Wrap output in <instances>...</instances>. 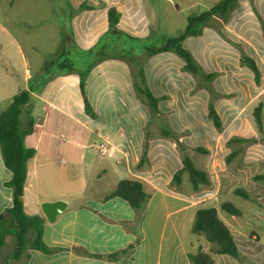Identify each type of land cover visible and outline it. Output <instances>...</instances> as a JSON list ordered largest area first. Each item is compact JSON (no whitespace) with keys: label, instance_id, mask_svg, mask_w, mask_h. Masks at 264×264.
<instances>
[{"label":"crops","instance_id":"obj_1","mask_svg":"<svg viewBox=\"0 0 264 264\" xmlns=\"http://www.w3.org/2000/svg\"><path fill=\"white\" fill-rule=\"evenodd\" d=\"M65 2L72 9L84 3L93 7L70 16V40L74 57L80 59L79 67H73L75 72L87 67L83 52L94 47L107 33L111 7L121 13L120 31L137 39H155L145 0ZM101 3L104 5L100 6ZM255 10L264 20V0H240L223 32L255 59L262 75L260 85L255 83L252 71L241 66L238 50L213 27H206L201 36L184 41V47L206 72L219 73L214 87L228 95L216 102L224 123L222 133L217 132L208 118V92L200 90L192 94L196 82L182 71L184 62L179 57L164 52L151 57L145 64L152 93L157 97H169L160 102L159 108L168 115L172 128L179 133L190 132L182 141L191 149L203 147L209 151L208 155L195 152L204 159L198 166L193 162L198 169H206L209 173L215 187L209 199L216 201L221 178L226 174V157L232 152L227 143L232 137L249 138L256 133L254 119L250 121L244 116L250 110L253 114V105L264 96V38ZM1 31L13 41L10 30L0 24ZM0 52H7L2 44ZM21 68L25 83L18 81L20 76L15 63L10 68L0 64V114L20 91L35 86L27 83L31 75L26 59ZM66 71L51 76L41 92L32 93L31 104L21 118L25 129L30 121L33 122V131L26 136L25 145L36 152L28 162L24 193L26 213L45 220L43 240L46 245L65 249L53 255L32 250L27 264H191L189 254H196L200 249L209 252L198 247L199 234L192 232L197 210L209 207L204 204L205 199H200L204 192H193L188 182L185 183L186 175L181 189L170 188L173 176L182 168L176 145L156 137L148 150L150 168L137 169L143 152L144 127L150 114L134 92L128 64L108 59L89 73L85 93L97 118L85 112L79 76ZM100 145L108 147L106 155L96 152ZM248 149L243 153L246 155L244 166H248ZM237 175L230 171L229 176L236 178ZM130 176L144 180L154 190L140 223L136 222L135 212L127 201L121 198L105 200L121 180ZM11 178L12 172L5 166L0 149V215L13 206L12 190L5 186ZM57 200L68 202L69 208L50 223L41 204ZM183 231L196 235L190 242L196 253L184 242ZM138 238L129 263L83 257L73 251L84 248L91 254L107 255L127 249ZM240 260L239 257L235 262ZM218 264L234 262L222 259Z\"/></svg>","mask_w":264,"mask_h":264},{"label":"trees","instance_id":"obj_2","mask_svg":"<svg viewBox=\"0 0 264 264\" xmlns=\"http://www.w3.org/2000/svg\"><path fill=\"white\" fill-rule=\"evenodd\" d=\"M239 1L219 0L208 10L188 16L186 27L179 30L175 35L162 38L158 46L147 45L146 40L131 37L120 31L118 24L121 13L115 7H111L108 9L109 28L107 33L100 38L94 48L83 55V58L88 60L87 67L75 72L73 70L75 64L73 66L71 64L66 71L67 74L75 72L79 76L80 89L85 101V112L91 118H97L98 115L85 93L89 73L97 64L108 59H119L128 64L134 92L150 114V118L144 127L143 152L137 169L147 170L150 168L148 150L153 139L160 137L170 140L176 145L182 160V168L173 176L170 188L181 189L184 175L189 177V187L193 192L211 188L212 180L209 173L206 169H198L190 156L191 151L204 155H208L209 151L203 147L191 149L182 141V138L190 132L179 133L172 128L168 115L159 108L160 102L169 97H157L152 93L147 82L145 64L151 57L164 52H171L179 57L184 62L182 71L190 74L196 82L192 94L202 89L208 92V118L217 132L222 133L224 123L216 109V102L221 98H228V95L219 93L214 87V81L218 78L219 73L206 72L194 55L184 47V41L190 37L201 36L206 27H213L226 42L239 51L241 66L251 70L254 74L255 83L260 85L262 75L255 59L248 55L240 44L228 39L223 32L224 25L234 10L238 8ZM92 9L93 7L84 3L78 9H72L71 16ZM256 14L264 35V21L257 12ZM79 62L80 59L78 58L75 63ZM49 80L50 78L46 79L41 85L35 84L29 90L20 91L13 97L7 110L0 114V149L5 166L12 172V178L5 183V186L12 190L13 195V206L3 212L4 217L0 220V254L6 246L7 238L11 237L14 240L11 256L14 261L13 264H19L22 260H25L24 264H27L32 250H38L46 255H53L65 250L49 247L45 244L43 240L45 220L37 215H28L24 204L28 162L35 156L36 152L35 149L25 145L26 136L33 131V122L30 121L28 128L25 129L22 126L21 118L25 108L31 104L32 93L41 92ZM262 110L263 105L259 104L253 111L254 121L259 129H263ZM256 143H258L257 138L232 137L227 143L228 146L237 144L240 145V148L232 151L226 157V162L230 163L234 158L241 156L244 153V147ZM153 191L144 180L130 176L121 180L115 190L105 197V200L121 198L127 201L135 212L136 222L140 223L144 218L145 209ZM234 192L237 196L246 200L249 199L248 193L243 189H236ZM221 209L231 216H242L241 210L231 202H223ZM192 232L204 236L210 244V250L204 252L200 249L196 254H189L191 264H214L213 255H226L235 259L240 257V250L233 234L227 224L221 220L217 208L203 207L198 209L192 225ZM138 241L139 238L127 249L107 255L91 254L84 248H74L73 251L83 257L129 263V257Z\"/></svg>","mask_w":264,"mask_h":264},{"label":"rangeland","instance_id":"obj_3","mask_svg":"<svg viewBox=\"0 0 264 264\" xmlns=\"http://www.w3.org/2000/svg\"><path fill=\"white\" fill-rule=\"evenodd\" d=\"M65 1L0 0V24L8 28L13 37V41H11V39L6 38L2 31L0 32V45L2 44L7 51L0 52V64L10 68V65L15 63L18 67V75L20 76L18 81L20 83L21 81L25 83L24 70L21 68L25 59L29 64L31 76L27 83L30 86L41 85L46 79L51 78L61 70H68L71 64L72 66L75 64L73 66L75 68L79 67L80 62L75 63L79 57H74L76 54L70 40L69 19L72 14V7ZM218 1L145 0L148 14L154 26L153 38H155L154 41H150L149 38L144 39L146 44L158 46L162 38L175 35L179 30H183L186 27L188 16L201 13ZM11 2H13L12 5ZM103 5V3L100 4V6ZM256 12L255 10V14ZM258 21L260 23L259 18ZM87 51H84L83 54ZM259 103L263 104L261 114L263 129H259L254 121L256 133L249 138H254L256 135L258 143L246 146L244 150L257 144L260 145L258 148L248 149V166L243 165L246 157L244 154L234 158L230 163L226 162V174L221 178L217 201L209 199L211 197L210 192L215 188L213 182L211 188L200 191L204 192L200 198L205 199L204 204L218 208L221 220L231 230L240 250L241 260L239 262H235L236 259L230 256L214 255L216 264L222 259L230 260L234 264H264V96L253 105V108ZM247 116L250 121L254 119L252 110L248 111L244 117ZM238 148L240 145L233 144L230 150L234 151ZM190 156L197 166L204 159V156L192 151ZM232 170L238 174L236 178L229 176ZM187 182L189 184V177L186 175L185 183ZM236 189L246 191L249 199L246 200L235 195ZM226 201L233 203L240 209L242 216H231L224 212L221 209V204ZM194 236L196 235L190 231H183L184 242L189 245L193 253H196L197 250H194L190 244L191 241H194ZM197 236H199L198 247L200 246L206 251L210 250V244L204 236ZM13 246L14 240L8 237L6 246L0 254V264L14 263L11 258ZM24 263L25 260H22L19 264Z\"/></svg>","mask_w":264,"mask_h":264},{"label":"water","instance_id":"obj_4","mask_svg":"<svg viewBox=\"0 0 264 264\" xmlns=\"http://www.w3.org/2000/svg\"><path fill=\"white\" fill-rule=\"evenodd\" d=\"M69 208L68 202L64 200H57L53 202H43L41 204V209L45 215L48 222L53 223L56 221L57 217L67 211ZM4 215H0V220H2Z\"/></svg>","mask_w":264,"mask_h":264},{"label":"built area","instance_id":"obj_5","mask_svg":"<svg viewBox=\"0 0 264 264\" xmlns=\"http://www.w3.org/2000/svg\"><path fill=\"white\" fill-rule=\"evenodd\" d=\"M96 152H99L102 155H106L109 151L108 147L106 145H100L96 147Z\"/></svg>","mask_w":264,"mask_h":264}]
</instances>
